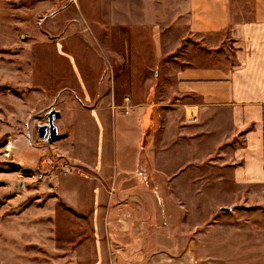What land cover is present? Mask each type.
Listing matches in <instances>:
<instances>
[{
    "label": "rangeland",
    "instance_id": "rangeland-1",
    "mask_svg": "<svg viewBox=\"0 0 264 264\" xmlns=\"http://www.w3.org/2000/svg\"><path fill=\"white\" fill-rule=\"evenodd\" d=\"M143 1L133 14L136 49L130 68L127 14L123 10L118 15L123 20L116 22L112 0H0V264H146L147 256L158 252L157 206L182 210L178 216H166L168 224L179 225L175 242L167 244L185 255L168 259L170 263L264 264V190L220 187L211 173L200 181L203 189L187 187L192 179L181 176L185 194L177 195L178 201L169 194V184L164 198L151 183L154 202L137 197L130 214H123L128 225L122 220L115 229L95 226L94 213L75 207L78 196L72 188L87 178L70 150L96 159L103 141L110 156L114 149L109 129L103 125L102 131L91 115L99 108L100 91L115 86L119 95L126 94L128 77L135 74L136 92L141 94L157 80L156 72L164 73L160 65L165 58L156 57L155 23L166 26L183 3L151 0V25L143 29L138 22ZM86 97L95 110L77 108ZM127 105L120 109L130 113ZM52 109L62 111L60 124L68 131L56 121L59 136L46 142L38 127L48 123ZM173 151L185 158L192 154L182 148ZM188 164L180 163L179 169ZM141 219L144 227L139 230L134 222ZM179 231L184 242H177Z\"/></svg>",
    "mask_w": 264,
    "mask_h": 264
},
{
    "label": "crops",
    "instance_id": "crops-1",
    "mask_svg": "<svg viewBox=\"0 0 264 264\" xmlns=\"http://www.w3.org/2000/svg\"><path fill=\"white\" fill-rule=\"evenodd\" d=\"M140 1L143 0H112L116 22L123 10L127 14L130 68L135 66L132 52L136 49L133 14L140 8ZM180 2L183 9L176 11L166 26L155 23L156 57L165 58L160 65L164 73L156 72L157 80H153L148 91L144 88L142 95L137 94V77L131 74L126 94L119 95L114 86L110 92L100 91L98 109L87 104L91 101L87 97L84 106L77 107L95 110L91 115L102 131L103 125L109 129L111 144L114 141L111 156L104 150V141L96 159L70 150L87 178L72 188L78 196L77 206L73 205L79 211L94 213L97 227L115 229L122 220L124 226L128 225L123 214H130V205L137 204L139 196L151 202V183L158 186V194L164 198L168 195L165 186L169 184V194L178 201L177 195L184 193L180 186L183 175L192 179L187 187L193 189L194 184L203 189L205 184L200 181L210 178L211 173L217 179L214 184L220 187L236 192L264 190V0ZM150 3L151 0L143 1V18H138L143 29L151 25ZM120 23L125 27L124 21ZM172 54L173 58H167ZM124 103L130 113L120 109ZM59 112L61 117L56 121L61 125L63 115ZM67 136L70 140L69 132ZM174 148L192 154L187 158L178 156ZM186 161L192 164L179 169V164ZM186 210L191 219V210ZM157 211L154 243L158 252L148 255L146 264H172L169 260H180L185 255L167 244L175 242L173 236L178 228H174L179 225L168 224L166 216H178L182 210L157 206ZM142 221L134 222L139 230L144 227ZM147 226L151 227L150 222ZM110 232V240L116 241ZM177 236V242H184L181 231ZM113 254L117 259L119 255Z\"/></svg>",
    "mask_w": 264,
    "mask_h": 264
},
{
    "label": "water",
    "instance_id": "water-1",
    "mask_svg": "<svg viewBox=\"0 0 264 264\" xmlns=\"http://www.w3.org/2000/svg\"><path fill=\"white\" fill-rule=\"evenodd\" d=\"M61 117V113L56 109L50 110L47 115L48 123L45 125H39L38 133L39 136L46 142H52L57 139L59 132L58 128L55 125V121ZM230 209L222 208L221 211L227 212Z\"/></svg>",
    "mask_w": 264,
    "mask_h": 264
},
{
    "label": "built area",
    "instance_id": "built-area-1",
    "mask_svg": "<svg viewBox=\"0 0 264 264\" xmlns=\"http://www.w3.org/2000/svg\"><path fill=\"white\" fill-rule=\"evenodd\" d=\"M70 1H72V2H73L74 0H70Z\"/></svg>",
    "mask_w": 264,
    "mask_h": 264
}]
</instances>
